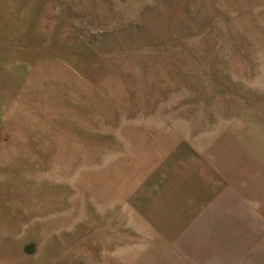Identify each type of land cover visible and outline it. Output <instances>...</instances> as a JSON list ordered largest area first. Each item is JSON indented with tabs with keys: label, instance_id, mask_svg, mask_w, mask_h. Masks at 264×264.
Masks as SVG:
<instances>
[{
	"label": "rangeland",
	"instance_id": "rangeland-1",
	"mask_svg": "<svg viewBox=\"0 0 264 264\" xmlns=\"http://www.w3.org/2000/svg\"><path fill=\"white\" fill-rule=\"evenodd\" d=\"M263 116L264 0H0V264H141L143 140Z\"/></svg>",
	"mask_w": 264,
	"mask_h": 264
},
{
	"label": "crops",
	"instance_id": "crops-1",
	"mask_svg": "<svg viewBox=\"0 0 264 264\" xmlns=\"http://www.w3.org/2000/svg\"><path fill=\"white\" fill-rule=\"evenodd\" d=\"M263 122L220 130L208 150L186 137L184 125L143 140L155 165L141 177L130 164L120 173L139 181L127 194L134 243L141 245L135 260L264 264V155L257 149Z\"/></svg>",
	"mask_w": 264,
	"mask_h": 264
}]
</instances>
